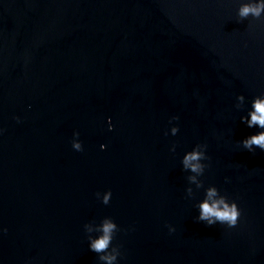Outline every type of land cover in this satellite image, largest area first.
I'll use <instances>...</instances> for the list:
<instances>
[{
    "label": "water",
    "instance_id": "1",
    "mask_svg": "<svg viewBox=\"0 0 264 264\" xmlns=\"http://www.w3.org/2000/svg\"><path fill=\"white\" fill-rule=\"evenodd\" d=\"M238 2L0 0V264H103L83 226L104 216L119 264H264V151L240 145L256 129L235 106L264 91V22ZM201 142L234 228L195 219L203 188L186 196Z\"/></svg>",
    "mask_w": 264,
    "mask_h": 264
},
{
    "label": "clouds",
    "instance_id": "2",
    "mask_svg": "<svg viewBox=\"0 0 264 264\" xmlns=\"http://www.w3.org/2000/svg\"><path fill=\"white\" fill-rule=\"evenodd\" d=\"M236 17L238 21H243L248 18L264 22V0H239L236 8ZM245 103L248 107L245 114L240 116V121L248 128L256 129V131L242 138L239 143L243 149L249 152H255L256 148L264 151V91L257 93L250 100L244 94L236 96V107L240 108ZM19 120V117L16 118ZM179 116L173 115L169 117L170 128L165 131V135L169 133L175 136L179 131V124L173 123L178 121ZM108 130H113L111 117H108ZM3 129L0 128V133ZM80 132L74 131L71 147L75 151H83V142L81 141ZM101 150L107 148V145L101 143ZM208 144L206 142L196 143L190 150H186L180 160L182 170L187 172L186 177L188 184L185 188V193L188 198L194 195L193 185L195 189L203 188V198L199 199L195 207L198 210V215L195 219L203 222L208 226L222 224L227 228H234L240 220L241 209L234 198H229L228 195L222 193L215 184H209L206 187L200 178L206 168L210 165L207 161L210 159L207 153ZM169 151L175 153L176 144L173 143ZM226 181L229 179L225 177ZM97 199L103 204L110 203L112 190L107 189L96 193ZM84 231L87 234L88 248L90 251L97 254L99 261L103 264H119V258L122 256L121 245L113 243V239L120 226L111 216H104L97 223L90 221L84 224ZM169 233L175 231V226L168 225ZM0 232H7V228L0 225Z\"/></svg>",
    "mask_w": 264,
    "mask_h": 264
}]
</instances>
